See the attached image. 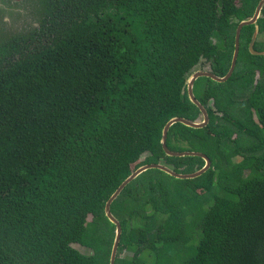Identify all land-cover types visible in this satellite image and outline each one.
Listing matches in <instances>:
<instances>
[{
    "label": "trees",
    "instance_id": "trees-1",
    "mask_svg": "<svg viewBox=\"0 0 264 264\" xmlns=\"http://www.w3.org/2000/svg\"><path fill=\"white\" fill-rule=\"evenodd\" d=\"M11 1L0 0V264H110L118 187L146 164L206 165L169 156L163 129L203 120L189 75L203 60L227 75L261 0H29L24 12ZM257 27L264 51L263 8L230 79L195 83L209 124L168 134L170 150H200L211 168L193 179L150 169L113 202L116 264H264Z\"/></svg>",
    "mask_w": 264,
    "mask_h": 264
},
{
    "label": "water",
    "instance_id": "water-1",
    "mask_svg": "<svg viewBox=\"0 0 264 264\" xmlns=\"http://www.w3.org/2000/svg\"><path fill=\"white\" fill-rule=\"evenodd\" d=\"M263 8H264V0H261V2L259 3V5L256 9L254 16L250 19H246V20L242 21L239 24V26L237 28V33H236V44H235V52H234L233 59H232V65H231V68H230L229 72L227 73V75L219 76V75L213 73L212 71H196L193 73L190 80L187 81L189 97H190L191 101L194 104H196L200 108V110L202 111L203 120L200 122H193V121L188 120V119L183 118V117H175V118H172L171 120H169L163 129L162 145H163L164 150L166 151V153L169 156H177V157L200 156V157L205 159L206 165L202 169H200L194 173H189V174L177 173L176 171H174V169H171V168H169L166 165L161 164V163H152V164L143 165V166L139 167L134 173H132L118 187V189L113 193V195L107 201L106 216L116 226V236H115V241H114V245L112 248L110 264H116V259H117V255H118V251H119L122 233H123L122 224L117 219V217L112 213L111 207H112L113 202L118 198V196L122 193V191L132 181H134L137 177H139L141 174H143L144 172H146L150 169L162 170V171L168 173L169 175L176 177L178 179H193V178L201 176L202 174H204L205 172H207L211 168L212 161L205 153L195 152V151L177 152V151L170 150L168 148V145H167L168 134H169L171 127L178 122L184 123L185 125L193 127V128H203L209 124V122H210L209 113H208L207 109L205 108V106L195 96V93H194L195 83L201 77H209V78H211L214 81L219 82V83L226 82L230 79V77L232 76V74L234 73V70L236 68L237 60H238L239 53H240V40H241L242 29L247 25L257 24L261 14H262ZM258 32H259V29L257 27V29L253 35L252 41L250 43V50L252 51L253 54H264V51H257L254 49V45H255V42H256L257 37H258Z\"/></svg>",
    "mask_w": 264,
    "mask_h": 264
},
{
    "label": "rangeland",
    "instance_id": "rangeland-1",
    "mask_svg": "<svg viewBox=\"0 0 264 264\" xmlns=\"http://www.w3.org/2000/svg\"><path fill=\"white\" fill-rule=\"evenodd\" d=\"M12 1H15V0H12ZM16 7L18 8L16 11L18 12H24L25 11V7L27 9V6H29V0H22L20 2H17L15 3ZM18 14V13H16ZM32 21V20H31ZM212 70V64L211 62L209 61H202L194 70L193 72L189 75V78L188 80H190V78L192 77L193 73L196 72V71H211ZM213 109H215L213 106H212ZM201 121H202V118H201ZM187 150H193V151H200V150H197V149H194L193 147H187ZM235 161L237 162V159H235ZM163 163H165L163 161ZM74 247L76 249H78L79 251L85 253V254H89L90 251L87 250V248L81 246V245H78V244H75ZM126 255H132V253L129 251V252H125ZM124 254V255H125Z\"/></svg>",
    "mask_w": 264,
    "mask_h": 264
},
{
    "label": "flooded vegetation",
    "instance_id": "flooded-vegetation-1",
    "mask_svg": "<svg viewBox=\"0 0 264 264\" xmlns=\"http://www.w3.org/2000/svg\"><path fill=\"white\" fill-rule=\"evenodd\" d=\"M20 1H22V0H15V1H11V3H10V4L12 5V9H13V10H17V9H18V8L16 7L15 3H17V2H20ZM5 20H7V21H8V20H9V18H8V17H6V18H5Z\"/></svg>",
    "mask_w": 264,
    "mask_h": 264
}]
</instances>
